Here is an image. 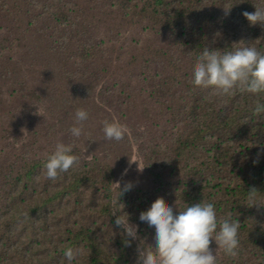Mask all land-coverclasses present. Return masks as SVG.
<instances>
[{"label": "trees", "instance_id": "1", "mask_svg": "<svg viewBox=\"0 0 264 264\" xmlns=\"http://www.w3.org/2000/svg\"><path fill=\"white\" fill-rule=\"evenodd\" d=\"M255 6L264 9L256 0H45L35 17H27V24L42 45L30 50L18 41L22 69L17 73L28 74L35 89H25L17 97L12 74L0 66V120L20 111L29 134V141L23 134L8 136L23 146V175L9 174L8 160L5 154L0 156V263L7 258L15 264H69L65 256L69 247L50 244L39 224L26 233L19 232L14 226L18 218L28 205H37L34 213L38 220L43 208L62 197L75 196L93 174H98L96 179L101 183L111 185L115 178L121 181L127 170L131 175L154 174L153 183L159 182L157 193L150 198L153 200L135 210L139 239L129 245L120 228L116 254L107 251L105 256L91 257L86 264H136L138 247L141 243L154 246L155 236V228L141 222L139 216L160 197L173 206L174 214L186 204L203 201L214 204L218 220L231 213L232 219L240 222L238 255L230 257L221 251L218 264H264L260 259H264V136H260L264 119L248 116L254 113L257 100L264 104V93L237 90L233 95L217 96L211 89L193 83L194 66L205 48L234 51L252 45L264 53L263 36L253 29L240 30L233 42L222 35L214 38L215 29L220 30L226 21L216 11L242 14L256 11ZM18 10L16 1L0 3V11ZM75 29L90 35L77 46L69 37ZM159 33L163 44L169 46L164 50L162 46L148 47L151 41L157 43ZM164 34L170 42L164 41ZM79 50L86 58L75 61L82 55ZM152 52L162 53L150 61ZM166 82L173 90L188 86V91L199 89L191 95L193 98L200 91L204 94L198 110L178 128L179 136L160 145V137L152 135V116L165 104L162 84ZM78 108L89 113L79 138L70 132ZM143 118H148L147 124L139 122ZM105 120L127 126L122 141L105 139ZM149 139L148 155L170 151V163L162 161L146 168L132 165L135 154L138 160H148ZM240 142L253 145L244 147L247 151L256 148L251 161H256L260 153L257 164L249 165V154L242 149H231L232 143ZM58 143L71 144L79 162L51 180L45 176L44 165ZM36 152L45 156L38 159ZM186 156H200L201 165L180 163ZM113 166L118 167L116 171ZM249 166L252 171L244 173ZM226 167H232L238 178L227 185L212 174L215 170L224 173ZM253 187L260 192L258 203L262 206L247 205V191ZM121 190L123 195L129 193L123 187ZM108 196L113 201L112 192ZM110 212L101 211L104 215ZM27 221L32 222V217ZM92 240L90 233L80 229L74 236V246L82 248ZM217 247L213 241L214 254Z\"/></svg>", "mask_w": 264, "mask_h": 264}, {"label": "rangeland", "instance_id": "2", "mask_svg": "<svg viewBox=\"0 0 264 264\" xmlns=\"http://www.w3.org/2000/svg\"><path fill=\"white\" fill-rule=\"evenodd\" d=\"M1 1L3 0H0V3ZM11 1H16L19 5V10L0 11V66L12 74L15 81L16 96L18 97L19 94L21 96L25 92V89H35V86L28 74L21 76L17 73L19 68L22 69V59L19 54L18 47L20 43H24L27 48L31 50L34 46L42 45L40 39L36 38L35 30L31 29L27 24V17H35L36 11L41 7L45 0ZM256 3L264 5V0H256ZM32 11L35 12L32 13ZM216 13L223 14L226 21L222 24V28L220 30L217 28L215 29V39L218 40L222 35L224 40L233 42L240 36V30L247 31L246 29H253L263 36L261 38V46L264 48V29L259 27L261 24L258 23L256 25L257 28H254V25H251L250 22L243 17L240 11H216ZM186 21H189V19ZM86 36L90 35L86 32L77 31L75 29L71 32L69 37L77 46ZM163 39L167 42L171 41L165 36V34ZM250 40L253 42V37H251ZM156 42L157 43L154 44L151 41L148 47L154 49L162 46L164 50L169 46L163 44L160 33L157 36ZM80 53H82L83 56H78L75 58V61H80L81 57L86 58L82 50H79L78 54ZM160 54L152 52L149 60L153 61L157 59ZM163 84L165 104L162 109L158 110L152 116L155 121L152 135L160 137V145L164 141H168L179 136L178 128L181 127L182 124H186L187 119L190 117L189 115L198 110L199 103L200 101H203L202 96L204 94L200 91L197 93V98H193L191 95L199 89H192V91H188V86L187 88L176 87L175 90H173L172 84L167 82L164 85ZM4 115L7 116L6 114ZM248 116H251L257 121L264 119V113H261L260 115H255L253 113L248 114ZM24 118V116H21V112L18 111L5 117V119L0 120V156L5 154L9 163V166H7V172L9 174L23 175L21 174L22 167L24 166L22 163L23 146L17 141L9 139L8 136H13V133L23 134L22 136L29 141V134L25 131L26 125L23 122ZM139 122L147 124L148 118L140 119ZM260 136L263 137L264 133ZM23 142L25 143V141ZM31 142L33 144L35 141ZM232 144L233 148L231 149H242L244 153L249 154L250 160L247 161L249 162V165L254 164L253 161H251L253 159L251 152H253L256 148H251V151H247L244 147L250 144H246L244 142ZM149 147H151L150 139L146 143L147 155ZM250 147H253V145H250ZM37 155L38 159L45 156V154L40 152L39 154L37 153ZM137 158L138 155L135 154L133 158V162L135 163H132V165L139 164L140 167L143 166L146 168L151 164H160L162 161L170 163L173 158V154L170 151H164L150 156L148 155V160L146 161L138 160ZM180 163H193L201 165L202 162L200 156L199 159L196 157L186 156L181 159ZM131 166H128V169L132 168ZM117 168L118 167L113 166V170L115 169L116 171ZM144 168L140 169V172H142ZM216 171L218 170L212 171V174L215 177L222 179L226 185L228 182L238 180L237 175L232 172V167H226L224 173H217ZM251 171V166L243 170L244 173H250ZM93 175L94 177L91 176V180L81 185L75 196L70 198L62 197L52 206L43 208L40 213L41 217L38 216V220L37 215L34 213V208L37 207V205H28L23 211V216L18 218L14 226L17 227L19 232L26 233L39 224L43 230L45 239L50 244L58 245L64 248L73 247L74 250L79 252L76 259L72 261V264H86L91 257L96 258L105 256L107 251L110 254H116V244L119 240L118 234L120 228L116 226V216H113V214L117 213V215H123L126 213L129 216V222L137 225L134 220L136 208L145 205L148 200L150 202L153 200V198H150L157 193L159 182L153 183L155 180L154 174H122L121 181H119L121 182V189L124 186L123 184L127 182H132L133 187L128 194L121 195L119 189L112 184L117 182V178L112 181L111 185H106L96 179L98 174ZM110 192L113 194V201L108 196ZM101 205L104 206L103 209L100 208ZM105 209L109 211L111 210V212L104 215L101 211ZM30 216L32 217V222L27 221V217ZM80 229L90 233L93 240L91 243H83L82 248H77L74 246V236L80 231ZM139 229L140 228L138 226V230ZM44 256L45 254L41 255V257ZM260 259L264 260L263 258ZM0 264L15 263L14 261L5 258ZM44 264L53 263L44 262Z\"/></svg>", "mask_w": 264, "mask_h": 264}, {"label": "clouds", "instance_id": "3", "mask_svg": "<svg viewBox=\"0 0 264 264\" xmlns=\"http://www.w3.org/2000/svg\"><path fill=\"white\" fill-rule=\"evenodd\" d=\"M255 8V12L245 11L242 15L251 25L259 23L264 26V9ZM193 83L199 88L211 89V94L217 96L233 95L237 90L253 95L264 93V53L252 45L237 47L234 51L205 48L194 66ZM253 111L255 115L264 113V104L257 100ZM88 118L89 113L85 109L76 110L74 124L70 128L74 137L79 138L84 134V122ZM102 130L106 140L118 142L125 138L128 131L126 125L115 120L103 121ZM257 155L254 164L259 162L260 153ZM78 162L79 157L73 154L71 144L58 143L44 165L45 176L55 180L59 174L68 172ZM112 184L122 195L121 182ZM132 187V182H127L123 191H130ZM247 192V205L262 206L258 203L260 192L257 189L253 187ZM113 216H116V226L128 238L126 243L130 245L131 240L139 239L138 225L131 224L126 213H114ZM139 219L150 228H155V236L154 246L141 243L138 247L136 264H218L217 258L221 251L230 257L238 255L239 220L232 219L231 213L227 218L218 220L216 208L211 202L203 201L191 206L186 204L183 210L179 209V213L174 214L173 206L160 197L147 211L141 212ZM213 241L218 246L215 254L211 248ZM78 254L71 247L65 250L69 264Z\"/></svg>", "mask_w": 264, "mask_h": 264}]
</instances>
